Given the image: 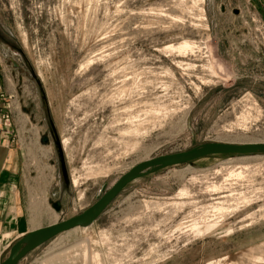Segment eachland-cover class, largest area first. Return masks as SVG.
<instances>
[{"label":"rangeland","instance_id":"rangeland-1","mask_svg":"<svg viewBox=\"0 0 264 264\" xmlns=\"http://www.w3.org/2000/svg\"><path fill=\"white\" fill-rule=\"evenodd\" d=\"M231 6L0 0V57L21 105L0 147L17 167L27 228L84 209L140 159L204 141H264L258 14ZM184 41L197 48L178 51ZM46 115L66 144L67 185ZM73 242L86 247L76 264H264V153L209 154L138 176L86 227L53 235L16 264H56Z\"/></svg>","mask_w":264,"mask_h":264},{"label":"water","instance_id":"water-1","mask_svg":"<svg viewBox=\"0 0 264 264\" xmlns=\"http://www.w3.org/2000/svg\"><path fill=\"white\" fill-rule=\"evenodd\" d=\"M31 75L41 89L39 79L32 68H29ZM40 93L43 94L42 90ZM46 120L49 125V131L52 143L56 153V162L62 175L63 183L68 184V177L65 169L64 156L60 139L54 129L52 121L48 115ZM40 140H46V137L40 136ZM252 154L264 153V141H204L191 147L158 153L132 163L126 170L121 172L112 183L88 206L65 218H60L44 225H37L29 228L18 235L12 242L7 244V252L0 259V264H16L18 260L27 252L40 245L53 235L68 230L75 226H86L90 224L105 206L114 198L119 190L134 178L152 172L156 169L167 167L174 164L186 163L200 157L215 154ZM49 202L55 210L59 208V200Z\"/></svg>","mask_w":264,"mask_h":264},{"label":"crops","instance_id":"crops-1","mask_svg":"<svg viewBox=\"0 0 264 264\" xmlns=\"http://www.w3.org/2000/svg\"><path fill=\"white\" fill-rule=\"evenodd\" d=\"M225 2L233 9L231 0H225ZM240 3L241 5L253 7L264 22V0H240ZM3 139L0 138V143ZM9 156V151L0 147V253L8 243L29 229L26 226L25 214L20 211L18 193H16L17 196L14 193L17 183V167Z\"/></svg>","mask_w":264,"mask_h":264},{"label":"built area","instance_id":"built-area-1","mask_svg":"<svg viewBox=\"0 0 264 264\" xmlns=\"http://www.w3.org/2000/svg\"><path fill=\"white\" fill-rule=\"evenodd\" d=\"M255 23L256 33L263 39L264 22L258 16L252 18ZM262 32V33H261ZM258 35H256L258 39ZM21 108L19 97L15 89V83L10 76L9 68L0 57V138H9L12 135L15 122L19 125L21 118L17 117L18 110Z\"/></svg>","mask_w":264,"mask_h":264},{"label":"bare ground","instance_id":"bare-ground-1","mask_svg":"<svg viewBox=\"0 0 264 264\" xmlns=\"http://www.w3.org/2000/svg\"><path fill=\"white\" fill-rule=\"evenodd\" d=\"M193 47L197 48V45L195 43H189V42L184 41L183 43L179 44L176 49L178 51H182V52L184 51L185 52L187 50L192 51ZM60 144H62L61 145L62 148H64V145H66L65 141H62V143L60 142ZM78 181H79L78 177H73L72 183L74 185H76L78 183ZM182 194H184V192H182ZM219 209H221V208H219ZM194 226H192V227L194 228ZM76 227H86V226H75V227H72L70 229H74ZM60 254H62L63 256L65 255L66 257L65 256L63 258L58 257L56 262H55L56 264H74V263L76 264V261L79 260V258H81V256L84 255V257H86V247L81 242H73L72 245L64 248L60 252Z\"/></svg>","mask_w":264,"mask_h":264},{"label":"flooded vegetation","instance_id":"flooded-vegetation-1","mask_svg":"<svg viewBox=\"0 0 264 264\" xmlns=\"http://www.w3.org/2000/svg\"><path fill=\"white\" fill-rule=\"evenodd\" d=\"M7 40H9V39H7ZM17 49H18V51H19V53H21V50L17 47ZM22 54V53H21ZM28 65V64H27ZM29 68H31V67H29L28 66V72H29V74L31 75V72H30V69ZM32 76V75H31ZM32 78H33V76H32ZM34 79V78H33ZM34 81H35V79H34ZM35 83H36V81H35ZM36 85H37V83H36ZM37 88H39V86L37 85ZM40 90H42V88L40 89L39 88V93H40ZM42 92H43V90H42ZM40 97H41V99H44V94H42V93H40ZM45 121H46V124H47V127H48V129H47V132L49 133V135H50V131H49V125H48V122H47V120H46V117H45ZM42 136H44V137H46V139H47V137H48V135H47V133L45 134V133H42ZM51 136V135H50Z\"/></svg>","mask_w":264,"mask_h":264}]
</instances>
